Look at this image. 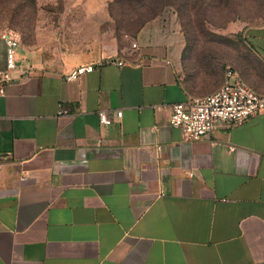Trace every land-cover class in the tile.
Instances as JSON below:
<instances>
[{
	"label": "crops",
	"instance_id": "obj_1",
	"mask_svg": "<svg viewBox=\"0 0 264 264\" xmlns=\"http://www.w3.org/2000/svg\"><path fill=\"white\" fill-rule=\"evenodd\" d=\"M243 39L264 69V22ZM185 47L173 12L57 68L20 41L0 99V264H264V112L185 141L172 107L222 86L188 87Z\"/></svg>",
	"mask_w": 264,
	"mask_h": 264
},
{
	"label": "rangeland",
	"instance_id": "obj_2",
	"mask_svg": "<svg viewBox=\"0 0 264 264\" xmlns=\"http://www.w3.org/2000/svg\"><path fill=\"white\" fill-rule=\"evenodd\" d=\"M168 12L185 38L181 74L188 87H220L227 67L254 89L264 86V69L243 39L246 28L264 22V0H0V36L14 32L57 68L113 40L131 43L143 21Z\"/></svg>",
	"mask_w": 264,
	"mask_h": 264
},
{
	"label": "built area",
	"instance_id": "obj_3",
	"mask_svg": "<svg viewBox=\"0 0 264 264\" xmlns=\"http://www.w3.org/2000/svg\"><path fill=\"white\" fill-rule=\"evenodd\" d=\"M6 43V68L0 71V99L6 95V85L17 79L19 71L18 48L20 39L14 32H6L2 35ZM136 49L137 45L132 44ZM109 63L119 67L125 65V61L109 60ZM96 65L81 66L66 76V80L76 81L81 76L92 73ZM264 112V94L255 91L251 86L242 81L232 67L225 71V81L222 86L212 94L200 98H191L186 103L176 104L172 107L170 125L181 131L183 139L187 142H196L212 135L220 124L230 128L240 126L254 116ZM70 109L61 106L58 116H70ZM102 126H110L112 120L103 111L99 112ZM122 117V112L117 118ZM161 151L162 147H158ZM194 174L189 173V177Z\"/></svg>",
	"mask_w": 264,
	"mask_h": 264
},
{
	"label": "trees",
	"instance_id": "obj_4",
	"mask_svg": "<svg viewBox=\"0 0 264 264\" xmlns=\"http://www.w3.org/2000/svg\"><path fill=\"white\" fill-rule=\"evenodd\" d=\"M149 21H150V19H147V20L143 21L142 24L139 26V30H141L145 26V24L148 23Z\"/></svg>",
	"mask_w": 264,
	"mask_h": 264
}]
</instances>
